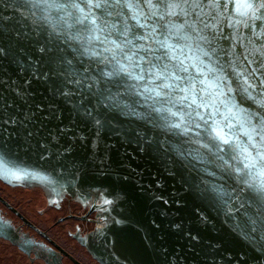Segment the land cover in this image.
I'll return each instance as SVG.
<instances>
[{"label": "water", "instance_id": "95a60500", "mask_svg": "<svg viewBox=\"0 0 264 264\" xmlns=\"http://www.w3.org/2000/svg\"><path fill=\"white\" fill-rule=\"evenodd\" d=\"M95 2L0 0V179L100 204L103 264H264V162L239 171L212 131L245 146L255 126L262 146L264 3L219 0L193 30L179 4ZM234 67L257 69L247 92Z\"/></svg>", "mask_w": 264, "mask_h": 264}, {"label": "flooded vegetation", "instance_id": "af4514ba", "mask_svg": "<svg viewBox=\"0 0 264 264\" xmlns=\"http://www.w3.org/2000/svg\"><path fill=\"white\" fill-rule=\"evenodd\" d=\"M100 204L0 179V264H103Z\"/></svg>", "mask_w": 264, "mask_h": 264}, {"label": "snow or ice", "instance_id": "6c2138e0", "mask_svg": "<svg viewBox=\"0 0 264 264\" xmlns=\"http://www.w3.org/2000/svg\"><path fill=\"white\" fill-rule=\"evenodd\" d=\"M46 2L50 3V7L56 8L57 10H63L61 7V4H67L70 7H76V0H46ZM110 0H96L95 6L99 7L100 3H108ZM117 3L123 2V0H116ZM147 2H151V0H147ZM219 0H207V3H205V0H157V3L161 4L164 8V14L165 15H171L172 14V7L176 4H179L181 6L182 12H186L189 15L195 16L196 20L192 23L188 24L189 28H192L195 30L194 25L196 23H204L205 28L209 27V24L206 23L202 18V13L204 8H208L210 13L215 12V5L218 3ZM243 2L246 5L245 10L240 12V15H251L253 18H255V13L252 11V0H243ZM262 3H264V0H261ZM211 6V7H209ZM85 19H88V17H78L77 22L83 23ZM90 24L95 25L96 20L91 19ZM202 39L207 40V37H202ZM208 43H211V41H208ZM2 51V50H0ZM41 53L44 52V49H38ZM205 55H208V53H205ZM248 57L245 56V60H247ZM260 67L264 68V61L260 62ZM233 71L237 75L238 83L241 85V90L247 92L249 89L253 87V84L250 82V76L254 75L257 69H252L251 73H248L244 69H237L233 68ZM113 73H109L108 75L111 76ZM35 75V73H33ZM216 80H220L218 76L213 78V82ZM74 83H79V81H74ZM201 83H204V81H201ZM220 83L223 84L224 81L220 80ZM261 84H264V80H261ZM164 87L171 88V84H166ZM220 87V84L216 85V88L212 87V84L209 83L205 86L204 89H201V92L207 93V99H204L203 97L198 102L195 95H193L190 99L191 105H195L196 108L194 109V113L190 114L193 115V118L199 117L200 120H204L205 116L201 115V113L198 111L199 108H212L215 106V103L217 102V97L221 95L220 91H217V89ZM228 91L231 92V86L227 85ZM184 91V89H181ZM65 96H71L74 93H71L70 91H63L62 93ZM17 95H20V92L17 91ZM183 99L188 100L189 96L186 94ZM41 109L38 107L37 111H40ZM87 112V110H85ZM35 119V116L31 114H27L23 121L16 120V119H10V120H4L3 122L6 125H10L12 127H25L27 128V125L31 123L32 120ZM247 123V122H246ZM176 127H179V124L174 125ZM241 128L244 127V125L240 126ZM213 132H215V139L219 140L220 143L224 145L229 146V151L232 152H238L240 157H242L241 163L243 165L242 169H239V171H243L244 169H253L257 166L258 163L264 162V135L260 136V141L262 142L261 148L257 149L256 144L252 143V141L255 139V133L256 128L255 126H252V131L249 133H245L249 137L248 145L241 146L234 141H231L226 138L227 133L222 134V129L213 128ZM27 135H31L30 131H26ZM249 148L256 150V155L252 156L251 152L249 151ZM222 150V149H221ZM247 175V173H245Z\"/></svg>", "mask_w": 264, "mask_h": 264}]
</instances>
